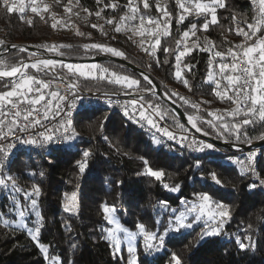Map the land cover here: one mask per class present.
Listing matches in <instances>:
<instances>
[{"label": "trees", "instance_id": "trees-1", "mask_svg": "<svg viewBox=\"0 0 264 264\" xmlns=\"http://www.w3.org/2000/svg\"><path fill=\"white\" fill-rule=\"evenodd\" d=\"M43 1L56 4L62 9L67 0ZM162 1L149 0L150 8L145 10L140 0H133L141 13L151 16L157 22L163 19V10L171 13L168 29L170 34L162 36L161 47L155 56L148 55L144 50L154 43L150 37L141 46V37H134L129 29L122 27L120 32L115 31L116 24L122 23L120 17L129 12L128 0H100V3L97 0H71L74 6L73 20L65 23L53 5H50L51 11L46 19L42 20L31 12L29 0H24L27 7L23 19L19 12L7 14L0 9V35L7 41L38 44L52 41L57 46H64L58 47L57 53H63L62 56L72 59L89 57L97 52L104 53L94 48L85 49L84 45L103 44L118 49L124 53L122 58L145 69L168 96L174 92L166 88L164 83L177 87L178 95L171 99L186 114L214 119L209 113L215 115L214 108L226 105L230 100L218 97L213 92L216 84L208 80L210 60L215 64L211 68L213 75L216 80H220L222 74L218 65L228 64L229 56L215 57L214 51L226 53L239 37L237 29L247 28L251 21V0H222L226 6L216 9L218 22L210 24L206 31L202 29L205 16H198L193 12L182 23H177L180 10L176 0H165V4ZM107 4H116L117 7H105ZM157 5L160 11L157 10ZM84 9L88 11L85 12ZM79 11H83V19ZM97 11L101 12L100 17L95 15ZM233 16L236 21H233ZM210 18L209 15L208 19ZM27 19L33 20L32 25L24 22ZM109 19L114 21L112 25L106 23ZM58 20L63 26L58 24L53 28V23ZM138 20L139 17L134 23ZM92 25L102 26V30L100 27L93 28ZM154 25L149 27L157 30ZM193 25L196 26L194 34ZM77 27L83 35L77 34ZM185 31L189 32L187 38H183ZM177 41H181L179 46ZM205 41L215 46L212 51L201 50ZM185 46L193 48L191 54L183 57L180 64L183 78L188 80L189 87H185L182 80H177L174 75L177 63L175 53L182 51ZM164 48L170 52H164ZM30 55L24 50L10 51L0 58V64H17L30 58ZM95 63L98 71L90 76L80 75L79 72L73 76L67 69L60 67L59 71L85 89L111 92L128 90L125 85L109 82L114 79L111 75L113 73L137 80L139 83L133 87L135 89L150 88L147 81L118 62L106 60ZM185 64L190 67V71L184 68ZM100 69H107V73L103 74L107 78H101ZM223 83L226 84V81H222L221 85ZM223 88L220 86L217 90ZM183 95L201 103L204 108H193V104H185L180 99ZM143 98L156 104L158 114L170 128L179 129L177 124H183L158 96L147 93ZM245 110L235 119L232 116L224 117L219 123H240L242 119L249 118L244 116ZM254 119L257 122L245 126L240 140L236 139L235 134L227 133L221 134L222 138L234 144H246L243 134L246 132L247 139H259L264 133V123L259 122L258 116ZM197 125L211 136L218 137L210 124L197 121ZM186 129L189 128L184 125L183 130ZM71 137L59 147L35 149L34 153H25L19 158L17 153L0 167L1 176L8 173L15 178L16 187L21 189L18 197L22 205L30 203L24 193L31 192L33 185L40 187L39 197L33 198L37 199V208L43 218L39 245L47 248L45 255L27 230L6 223L7 220L16 218V214L9 207L5 187L0 185V264H54L53 257L56 258L55 264H126L124 247L115 252L110 241L105 239L111 224L105 220L101 208L103 204L115 207L114 215L121 227L139 234L134 253L137 264H170L173 252L181 258L182 264H264V187L257 184V179L252 174H242V169L229 163L226 153L192 152L171 141L160 140L159 144H152V138L139 125L124 113L105 106L78 111L74 116ZM258 148L256 172L263 177L264 144ZM84 150H88L90 155L86 158V167L81 173L77 162L85 160ZM197 161L200 162L199 168L196 167ZM149 167L163 172L160 180L146 174ZM210 173L217 175L220 185L212 180ZM165 184L180 187L173 192L165 188ZM252 184H256V187L250 190L249 186ZM201 192H207L213 201L229 206L230 217L223 219L220 234L200 239L203 229L201 221L193 229L170 232L158 251L146 252L137 224L143 225L148 231L164 234L169 226L172 210L184 209V202L195 201L194 194ZM73 193L77 196L75 210L66 212V198ZM162 202H166L167 209ZM30 223L28 220V224ZM238 241L248 247L241 250Z\"/></svg>", "mask_w": 264, "mask_h": 264}, {"label": "snow or ice", "instance_id": "snow-or-ice-1", "mask_svg": "<svg viewBox=\"0 0 264 264\" xmlns=\"http://www.w3.org/2000/svg\"><path fill=\"white\" fill-rule=\"evenodd\" d=\"M59 2V0H57ZM257 2V0H254ZM30 10L34 16L38 15L40 19L45 20L47 14L51 11V6L48 4H44L43 8H41L40 2L38 0H29ZM97 3H100V0H97ZM140 3L143 4V8L145 10L150 8L149 0H140ZM177 7L180 10V14L177 19V23H182L187 15L193 14L195 12L198 16H205V23L202 25L203 30H207L210 24H216L218 22L217 16L215 15L217 8H223L226 5L222 2V0H208V2H203V0H176ZM259 15H254L252 23L247 24V31L243 28L237 29V34L242 35L245 38V42L241 45L234 46L236 50L233 48H229L226 53L221 51H214L215 57L223 58L225 55L231 56L234 61L231 64L220 63L218 65L219 72L222 74L220 80H216L213 71L211 70L212 66L210 65V71L208 80L214 81L216 84V88L213 89V92L216 96L221 98H226L228 100H233V96L229 95V91L235 94L236 99L233 100L234 103L243 102L245 106L244 116L249 117L242 119L240 123H219L223 121V116H215L213 113H209L210 116H214L213 120L207 121L213 127L219 128V133H227L229 135L235 134L236 139H241V133L245 126L249 124H255L257 121L254 119L258 116V120L260 123H264V36H258V33L264 31V0H258ZM26 4L24 0H19L17 3L16 0H0V9H2L7 14H12L15 12H19L21 14V19H23V15L26 11ZM105 7H117L116 4H107ZM129 12L120 17V21L122 23H117L115 27L116 32H120L123 28H127L132 31L135 35L141 37L140 43L143 46L144 37L146 35V26L145 21H148V25L155 24L157 29L162 28V31H156L155 29H148L147 34L154 43L149 44L148 48H145V52L150 56H155L156 52L161 47V38L162 36L169 35V27L171 20V13L163 10V19L159 22L153 20L151 17L145 16L140 12V9L137 5H134L133 0H128ZM157 10L160 11L159 5H157ZM66 12H71L72 9L70 6H65ZM85 12L88 9H84ZM97 17L101 16V12L97 11L95 13ZM210 15V20L208 16ZM139 17L140 27L138 28L135 25V21ZM54 18V14H53ZM233 21H236V17L233 16ZM25 23L32 25L33 20L27 19L24 21ZM61 22L53 23L52 27L56 28L58 24ZM107 24L112 25L114 23L113 20L109 19L106 21ZM93 28L100 27L102 30V26L92 25ZM196 26H192L193 34L195 33ZM78 35H83V33L77 32ZM189 37V32L185 31L183 33V38ZM131 38V37H130ZM254 43H247L248 41H253ZM3 41H0V45H3ZM181 41H177V45L179 46ZM13 48L16 46L13 45ZM47 50L55 51L58 47L52 45L51 48L47 45H43ZM85 49L94 48L104 53H110L113 56H124V53L118 49L103 45V44H91L84 45ZM197 47H199L197 45ZM214 45L205 41L204 47L201 48L202 51H212L214 49ZM155 49L156 51H153ZM164 52L169 53L170 50L167 48L163 49ZM193 51V48H189L185 46L182 51H177L175 53L176 60V71L174 73L177 80H182L185 87H189V82L187 79L183 78V73L180 68V64L182 58L190 55ZM63 55V53H61ZM35 56V54H33ZM239 60L242 67H238L235 61ZM2 63V62H0ZM59 63V67L62 69H67V72L71 75H76L79 72L80 75H91L92 70L98 68L97 65H92L88 73H84L80 66L73 64H64L62 62L53 61L50 59L37 58L31 63H23L19 66H11L8 70H0V78H12L13 84L11 86V90L0 92V140L7 141L8 136L4 132V127L6 126L5 121L7 117H13L11 120H7V132L11 133L14 139L19 140L23 144L29 145H40L43 146L45 144L55 143L57 140L62 139L63 141L70 140L72 137L68 135L69 129L71 127L72 121L68 119L65 121L61 119L60 123L56 127H45L42 123L43 120H47L50 112L54 115V117L62 116V109L59 101H63L67 104V108L69 109L66 112H63V116H71V110L76 108V100L82 99L80 97H76V99L71 100L69 102V97L60 95L59 88L57 90L51 91V81H44L38 79L34 75H29L27 73V69H34L38 73L53 75L54 79H63V77H57L56 70L57 65ZM157 63L159 61L157 60ZM184 68H188L190 71V67L188 65H184ZM258 69V71L256 70ZM102 73L101 78H107L105 75L107 73V69H100ZM114 79H111L109 82L125 85L128 89H132L134 86L138 85V81L135 79H129L127 77H119L116 74H111ZM145 80L149 78L145 75ZM205 81V83L208 82ZM253 80L255 81V86H252ZM222 81H226L223 90L218 91L220 88ZM75 88V85L68 84L65 85L66 91H72ZM45 90H49L45 93ZM178 95L177 93H172L168 99H171L172 96ZM46 97H51V99L47 100V103L44 104ZM185 104L190 103L187 98L181 97ZM111 103V102H110ZM44 104V111L42 115L40 114L39 105ZM55 104L56 108L53 111L51 106ZM138 101L132 100L128 104L124 106V115L128 117V119L133 120L136 123H140L142 121H146L147 124L156 129L157 132L161 133L164 136H167L169 140H177V136L174 132L169 131L166 127L161 128L158 123L151 118V114L144 109L143 105L137 107ZM193 108H198V105L193 104ZM8 110L5 111L4 109ZM131 108V111L129 110ZM149 108H153L151 104H149ZM241 114V109L239 107L233 109L229 115L235 119V117ZM21 119L24 123H21ZM187 121L191 124L193 128L196 129L197 132L202 131L200 127L197 126L196 120L199 117L194 118L191 115H186ZM43 128V131H39L36 136L30 137L28 139H22L19 136H15L16 132L21 134L28 133L30 129H34L37 126ZM177 128L183 129V124H177ZM59 133V135H57ZM246 142L251 143V139H247V133H243ZM204 135H208L207 132H204ZM218 138L220 136L218 135ZM264 140V133H262L259 137ZM188 138L186 135H182L178 139V143H180L181 147H187L195 152H204L206 150H215V146L211 143H207L204 141H198L195 138L191 139L187 143ZM154 142L159 144L161 141L154 137ZM235 146V145H234ZM14 147L13 143L0 144V153H2L5 157L10 155V150ZM90 152L88 150L83 151L84 161H78L79 169L81 173L84 172L86 167V158L89 157ZM256 156L255 152L249 153L246 157V160L236 162L241 165L242 174L250 173L252 175H257L254 169V158ZM231 160L232 158L229 157ZM145 163H147L145 161ZM200 162H196V167L199 168ZM146 174L155 177L157 180H160L163 172L160 170H153L150 167L146 169ZM212 180L220 185L221 181L217 178L215 173L209 174ZM11 181V187L15 191H21L18 189L15 184V178L11 176H0V185L5 188L8 187V182ZM260 184L264 185V180H260ZM165 188H168L170 191H177L179 189V185L175 187H170L165 184ZM256 184H252L249 186L250 190L254 189ZM41 189L38 185L32 186L31 192H25L24 196L26 200L30 201V204L21 205L17 200L15 201V207L17 209V217L18 220L16 222V226L18 228H27L28 225L24 222L26 214L28 211L35 210L37 208V199L33 197H39ZM196 197L195 201L187 202L182 211H178L173 209L172 214L169 218V226L165 229L164 234H159L156 232L148 231L143 225L137 224V228L139 229V233L143 238L145 251L153 252L158 251L164 244V241L170 232L179 233L182 230L193 229L194 226L198 225L201 221H203V229L201 231L200 239H204L207 236H216L219 235L222 228V222L224 218L230 217L229 206L224 204L223 202L213 201L212 197L207 192L195 193ZM67 202L64 205V210L66 212H72L75 210L74 205L77 201V196L75 193L71 194L66 198ZM164 204L165 209H167L166 202H162ZM213 206L215 210H213ZM102 211L104 213L105 220L109 223H115L114 206H108L107 204L101 205ZM36 220L34 221L35 228L28 229L29 235L31 239L36 241L41 251L47 255V248L43 245H39V232L42 226V216L37 211L35 212ZM205 217H207L205 219ZM217 217L220 219L217 220ZM7 223V222H6ZM123 231L126 233L125 240L128 243V253H129V261L128 264H137L136 258L134 256L135 247L133 246V241L136 240L137 233L134 231H129L127 228H124ZM105 239L111 242V246L115 250V252H119L121 250V239L116 235V232L112 229L107 230V234ZM239 248L244 250L248 247V245L243 242H239ZM75 247V245H73ZM55 264L56 258H52ZM170 264H182L181 258L177 255V253L173 252L171 255Z\"/></svg>", "mask_w": 264, "mask_h": 264}, {"label": "built area", "instance_id": "built-area-1", "mask_svg": "<svg viewBox=\"0 0 264 264\" xmlns=\"http://www.w3.org/2000/svg\"><path fill=\"white\" fill-rule=\"evenodd\" d=\"M162 4H165V0L162 1ZM251 8H252V12H251L250 23L253 22L252 18L254 15H259V13H258V8H259L258 0H257V2H254V0H251ZM147 17H151V16L148 15ZM244 30L247 31L248 29L246 28ZM157 31H162V30L157 29ZM258 36H264V31H261L260 33H258ZM254 40H255V38L253 39V41H248L247 43H254ZM0 41L4 42L3 45H0V52L2 51V48L6 47L7 45L22 44L24 50H25V46H30V47H33L37 53H39V55L35 54V56L32 54L33 58H28V59L22 60V61L18 62L17 64H13V65L0 64V70H8V69H10L11 66H19L21 64V62L31 63L37 58H44V59H50V60L57 61V62H62L58 59L47 57V55H49V54L60 55L59 53H57V51H56L57 49L55 51H50V50L45 49L44 47H41L43 45H47V46H49V48H51L52 45H55V44H53L52 41H45V42H41L39 44L38 43H32V42L7 41L6 39H4L2 37V35H0ZM244 42H245L244 36L239 35V37L233 41L230 48H233L234 50H236L234 46L241 45ZM97 53H100V52H97ZM97 53H95V54H97ZM93 55H91V56H93ZM233 62L234 61L232 60V57L229 56L228 64H231ZM210 63H211L212 68L215 67V64L213 63L212 60H210ZM235 63H237L238 67L243 66L239 60L235 61ZM256 70L258 71V69H256ZM26 71L29 75H34L38 79H41L44 81H51V89L50 90L55 91V90H57V87H58L60 95H64V96L69 97V102L71 100L76 99V97L82 98V99L76 100L77 106L75 109L71 110V113H72L71 116H63V112H66L69 109L67 108V104L65 102L59 101L58 103L60 104L61 109H62V116L61 117H54L52 112H50L48 119L42 121V123L44 124L45 127H49V128L56 127L59 125L61 119H64L65 121L70 119L72 121V123H71V127L69 129L68 135L71 136L74 116L81 109L91 108L93 106L94 107L105 106V107H108L110 109H114V110H117L121 113H124V106L126 104H128L130 101L136 100V101H138L137 107H139L140 105H143L144 109H146L151 114V118L154 119L161 128L166 127L169 131L174 132L176 134L177 140H169L167 136L162 135L161 133L157 132L155 128L149 126L146 121H142L140 123L135 122L137 125H139V127L143 130V132H145L149 137H151L153 139L155 137L161 141H171L180 147H181V145L177 141H178L179 137L182 135H186L188 138V141L195 138L198 141H204L207 143H211V142L205 140L204 138H202L200 136V134H204L205 131H203V130L200 132H197L196 129L193 127H192V129H186V130L170 128L169 125L164 121V119L158 114L156 104L152 103L150 101H146L142 98V95L147 94V93H151V88H145V89L132 88V89H129L125 92H111V91H106V90L85 89V88L80 87L78 85V83L67 79L59 71V63L57 65L56 75H57V77L62 76L63 77L62 80L58 79V78L54 79L53 75L51 73L46 75L44 73H38L34 69H31V68L27 69ZM12 84H13L12 78H6V77L0 78V92L11 90ZM68 84L75 85V88L72 91H66L65 85H68ZM224 85H225V83H223L221 85V88H223ZM164 86L166 88H168L171 92L178 93L177 87H175L173 85L166 84V83H164ZM252 86H255L254 80L252 82ZM48 91L49 90H45V93H47ZM230 95L233 96V100L236 99L235 94L232 93L231 91H230ZM183 97H186L187 100L191 104L198 105V109L204 108V106L201 103L195 102L191 97H188L185 95H183ZM48 99H51V97H46L44 104L47 103ZM233 100H230V102L226 105L216 106L214 108L215 115L223 116V117H229V116H231V115H229V113L233 109H235L237 107H239L241 109V111L243 109H245L243 102L237 104V103H234ZM44 104H41L38 106L40 108V114L41 115L44 111ZM149 104H151L153 106V108H149ZM51 108L54 111L56 108V105L53 104L51 106ZM4 110L7 111L8 109L5 108ZM129 110L131 111V108ZM191 116H193L194 118L199 117L197 114H192ZM11 119H13V117H7V119L5 121L6 126L4 127V132L8 136V140L7 141L0 140V144H6V143L10 142V143L14 144V147L10 150V155H8L7 157H5L2 153H0V167L2 165L6 164L7 162H9L14 156H16V154L20 150H22L24 148H27V147L32 148V149L51 148V147H59V146H62L66 143L65 141L60 139V140H57L55 143L45 144L43 146L23 144L19 140L14 139V137L11 133L7 132V127L9 126V125H7V120H11ZM209 120H213V119L208 118V117H199V119L196 120V123H197V121H202V122L207 123V121H209ZM21 123H24V121L22 119H21ZM213 128L215 129L217 135L220 136V138H218V137H216V138L223 139L222 135L219 133V129L217 127H213ZM43 130L44 129L38 125L36 128L30 129L28 133L21 134L19 132H16L15 136H19L22 139H28L30 137L36 136V134L39 131H43ZM57 135H59V133ZM208 135L211 136L210 134H208ZM213 137H215V136H213ZM188 141H185V143H187ZM211 144H213V143H211ZM213 145L215 146L214 151H212V150H206V151L226 153L227 161L229 163L237 165L240 169H242L241 165L239 163H237L236 161L237 160L244 161V160H246V157L248 156L249 153L255 152L256 156L254 158V169H255V173L257 174V172H256V161H257L258 152H259L258 147L253 148V149H248V150H240V151L231 153V152H228L224 149L219 148L215 144H213ZM185 148H187V147H185ZM187 149L190 150L189 148H187ZM190 151H192V150H190ZM192 152H195V151H192ZM229 157H231L232 159L230 160ZM253 177L255 179H257V184L259 186L264 187V185L260 184V180H264V176L261 177V176H258V174H257L255 176L253 175Z\"/></svg>", "mask_w": 264, "mask_h": 264}, {"label": "water", "instance_id": "water-1", "mask_svg": "<svg viewBox=\"0 0 264 264\" xmlns=\"http://www.w3.org/2000/svg\"><path fill=\"white\" fill-rule=\"evenodd\" d=\"M12 46L13 45H7L6 47H3L2 51L0 52V58L4 54H6L7 52L14 51V50H24L22 44H15V46H16L15 48H13ZM24 51H27L31 55L32 54H38L39 55V53H37L36 50L30 46H25ZM47 57L58 59V60L62 61V63H95V62H102V61H106V60H111V61H115V62H118V63L126 66L129 70L136 73L142 79H144V76L146 75L149 79L148 80L144 79V80L150 84L151 93H153L154 95L161 98L167 104V106L173 111V113L177 116V118L184 125H186L189 129H192L191 124L186 119V115H188V114H186V112L178 104H176L172 99H168L169 96L162 89V87L158 84V82L145 69L135 65L134 63H132V62H130V61H128L122 57L113 56V55L107 54V53H97V54H94L93 56H90V57L78 58V59H72V58H68L66 56L54 55V54H49V55H47ZM200 136L202 138H204L205 140L215 144L219 148L224 149V150L231 152V153H234V152H237L240 150H248V149L257 148V147H260L262 144H264V140H262L260 138L257 140L251 141V143L234 144V143L229 142L225 139H218L216 137L209 136V135L200 134Z\"/></svg>", "mask_w": 264, "mask_h": 264}, {"label": "rangeland", "instance_id": "rangeland-1", "mask_svg": "<svg viewBox=\"0 0 264 264\" xmlns=\"http://www.w3.org/2000/svg\"><path fill=\"white\" fill-rule=\"evenodd\" d=\"M38 2H40V4H41V8H43V5L44 4H48V5H53L54 6V8H55V11L56 12H59V14H60V16H61V20H64V22L63 23H65V21H68V20H70V22H71V20H73V12L71 11V12H66L65 11V6H71V9L72 8H74V6H72V2H71V0H67L66 2H65V4H63V8L61 9L60 7H58L56 4H51L50 2H44L43 0H38ZM29 7H30V3H29ZM80 12V15L82 16V19H83V16H84V13H83V11H79ZM79 15V16H80ZM54 16H55V13H54ZM57 18V17H56ZM59 21V20H58ZM63 23L62 24H60L59 26H63ZM135 25L139 28L140 27V24H139V20H138V22H136L135 23ZM145 26H146V35H145V37H144V40H146L147 38H149V36H148V34H147V30L148 29H152V28H150L149 27V25H147V21H145ZM156 25H154V27H155ZM125 29H127V28H125ZM75 30H77L78 31V27L77 28H75ZM157 31V30H156ZM131 32V34L134 36V37H137V38H139V36H137V35H135L132 31H130ZM129 32V33H130ZM30 58H33V56L32 55H30ZM66 64H73V65H78V66H80V68H81V70H83V72L84 73H88V70H89V68L92 66V65H97L96 63H79V64H77V63H66ZM97 71H98V68H96V69H93L92 70V73H91V75H93V74H95V73H97ZM129 90V89H128ZM127 91V90H126ZM122 92H125V91H122ZM142 98H143V95H142ZM144 99V98H143ZM145 100V99H144ZM151 142H152V144H155V145H157V143H155L154 142V139L152 138L151 139ZM47 151V150H46ZM35 152V149H32V148H24L23 149V151L21 150V151H19L18 152V158L19 157H21L22 155H24L25 153H34ZM223 159H224V157H223ZM1 176V175H0ZM2 176H10L8 173H5L4 175H2ZM11 184H12V182L11 181H9L8 182V187L7 188H5V191L7 192V196H8V200H9V207L11 208V211L13 212V213H15L16 214V218H13V219H10V220H7L8 222V225H10V226H13V227H17L16 226V222H17V220H18V217H17V209H16V207H15V201H19L20 202V204L22 205V203H21V200L19 199V197H18V194L20 193V191H15V190H13L12 189V187H11ZM2 186V185H1ZM18 188V187H17ZM19 189V188H18ZM30 204V203H29ZM183 210V209H182ZM182 210H180V211H182ZM213 210H215V208H214V206H213ZM39 212V210H38V208H36L34 211L33 210H31L30 209V213L28 212L27 214H26V217H25V220H24V222L28 225V227L27 228H23V229H25V230H27L28 231V229H34L35 228V226H33L34 225V221L36 220V215H35V212ZM114 215V214H113ZM114 218H115V223H110L111 225L109 226V228L108 229H112L113 231H115L116 232V235L121 239V241H122V244H121V248L122 247H124V249H125V251H126V254H127V256H126V264H128V261H129V253H128V243L126 242V240H125V237H126V233L123 231V227H121V225L119 224V222H118V220H117V218L115 217V215H114ZM207 218V217H206ZM220 218L219 217H217V220H219ZM28 220L31 222L30 224H28ZM18 228V227H17ZM107 229V230H108ZM129 230V229H128ZM129 231H132V230H129ZM134 232H136L137 233V231H134ZM28 233H29V231H28ZM106 234H107V232H106ZM138 239H139V234L137 233V237H136V240L135 241H133V246L135 247V245L137 244V242H138ZM110 244H111V242H110ZM113 248V247H112ZM135 256V255H134Z\"/></svg>", "mask_w": 264, "mask_h": 264}]
</instances>
